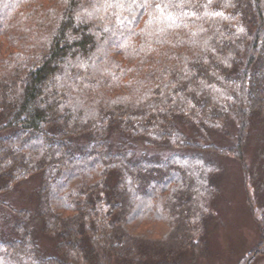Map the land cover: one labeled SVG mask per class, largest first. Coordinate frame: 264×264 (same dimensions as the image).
Returning a JSON list of instances; mask_svg holds the SVG:
<instances>
[{"label": "trees", "instance_id": "1", "mask_svg": "<svg viewBox=\"0 0 264 264\" xmlns=\"http://www.w3.org/2000/svg\"><path fill=\"white\" fill-rule=\"evenodd\" d=\"M262 119L264 0H0V264H173Z\"/></svg>", "mask_w": 264, "mask_h": 264}, {"label": "rangeland", "instance_id": "2", "mask_svg": "<svg viewBox=\"0 0 264 264\" xmlns=\"http://www.w3.org/2000/svg\"><path fill=\"white\" fill-rule=\"evenodd\" d=\"M227 130L228 136L221 135V132L197 134L199 132L191 129L188 133L199 141L201 147L210 146L211 142L214 146L218 144L232 147L235 128L229 124ZM154 142V137L140 138L137 140V147L149 153L169 152L166 148L154 145ZM208 152H211L218 164L213 170L215 183L210 188V193L203 198L208 203L206 216L202 215L205 221L199 236L193 237L192 244L177 255L173 264H245L247 258L248 264H264V235H261L264 229V119L252 126L244 140L240 157L232 153L217 155L212 149H208ZM196 165L190 163L184 164V167L197 169L202 164ZM38 185L39 176L35 174L24 181L20 188H26L24 193L28 195L30 192L29 195H32L33 189ZM202 188L205 190V184L201 185V190ZM9 197L14 207L31 205L27 202L29 198L20 189L12 192ZM201 201L203 205L204 202ZM187 213L183 214L186 216ZM40 238L43 245H52L44 235H40ZM259 242L261 250L250 257V251ZM107 264L130 263L112 255ZM143 264L157 263L148 261Z\"/></svg>", "mask_w": 264, "mask_h": 264}]
</instances>
